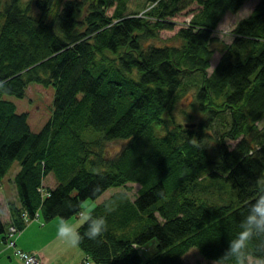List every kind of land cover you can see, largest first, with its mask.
<instances>
[{
	"label": "trees",
	"instance_id": "1",
	"mask_svg": "<svg viewBox=\"0 0 264 264\" xmlns=\"http://www.w3.org/2000/svg\"><path fill=\"white\" fill-rule=\"evenodd\" d=\"M245 2L35 0L33 15L22 0H0V182L14 162L20 167L11 227L21 232L37 213L66 222L113 190L76 230L85 264H184L191 249L209 263L264 264V233L248 223L264 199V0L235 24L208 74L213 33ZM181 15L190 19L173 37L178 45H152ZM30 84L55 89L37 134L6 99H23ZM192 89L201 120L168 131L164 112ZM88 132L100 137L85 140ZM111 142L127 145L108 157ZM129 185L140 187L133 199ZM100 219L106 231L91 240ZM7 229L0 210L4 241ZM249 232L234 257L231 244Z\"/></svg>",
	"mask_w": 264,
	"mask_h": 264
},
{
	"label": "rangeland",
	"instance_id": "2",
	"mask_svg": "<svg viewBox=\"0 0 264 264\" xmlns=\"http://www.w3.org/2000/svg\"><path fill=\"white\" fill-rule=\"evenodd\" d=\"M35 0H22V3L24 6H27L29 4L31 6V13L33 15L37 14V11L34 6ZM259 0H246V2L243 4L241 9L236 14H227L226 18L222 19L220 22L218 29L213 33L214 41L211 44V49L214 51V55L210 61V68L208 70V74L212 72L216 64L218 63L221 54L220 50L223 49V47L230 45L233 42V37L230 35L231 31L233 30V27L238 21L244 20L248 18L251 13L253 12L256 4ZM190 19V16L187 17L185 15L178 16L177 18L173 19V22L175 23V27L173 31H161L159 32V37L157 40L151 42L152 45L155 46H166V45H178L173 40L174 35L177 33V31ZM194 92L195 90H190L189 93H187L186 97H182L171 109L166 110L163 115V119L168 121L167 130H172L176 126H184V125H196L199 120H201V117L199 113L196 110H193L191 104H193V98H194ZM54 94L55 89L52 85L49 86H43L40 84H30L25 91V96L23 99H16L13 97H6L7 100L11 101L15 107L16 112L18 114H26L28 116V125L30 128V131L34 134H37L41 131L45 123L51 118L52 111H53V102H54ZM184 96V95H183ZM264 124V117L262 118L261 122L258 123V128L261 129ZM166 133L165 130H158L156 134L158 136H162ZM85 140H91L99 138V134L88 132L84 135ZM235 142H229L228 146L232 149L235 146ZM127 145V142H111L106 144L105 150H106V156L108 157H114L116 156L121 149H123ZM19 164L18 162H14L11 166L10 170L6 174V176L3 178V180L0 183V187H2L3 190L8 191L9 193L12 192L13 189V177L16 175V173L19 171ZM50 177L45 179V184L47 186L50 185ZM204 180V179H203ZM202 180V181H203ZM201 185H205L206 182H202ZM261 183H264V175L261 178ZM130 192L129 196L133 199L140 187L138 185H129ZM213 191V190H208ZM114 193L113 190H108L106 193H104L99 199L96 201H87L82 206V212L81 215L77 218H73V222H79V225L83 223L87 219L88 213L102 200L108 199L112 194ZM203 196V195H202ZM1 201V200H0ZM1 207V206H0ZM38 221H35L37 223ZM41 225V224H40ZM44 225V224H43ZM72 247L67 252L68 259L74 258L76 252H81L76 245H73L71 243ZM156 240H152L148 242L142 252L143 259L149 260L151 259L155 252H156ZM18 259V258H17ZM85 259V258H84ZM184 264H217V263H209L205 260H203L199 254L197 253L196 249H191L188 254H186L183 258ZM60 262H65L64 259H62ZM21 263V262H20ZM88 264H91L90 262H87ZM85 264V262L83 263ZM93 264V263H92ZM247 264H260L259 262L253 261L252 259H248Z\"/></svg>",
	"mask_w": 264,
	"mask_h": 264
},
{
	"label": "crops",
	"instance_id": "3",
	"mask_svg": "<svg viewBox=\"0 0 264 264\" xmlns=\"http://www.w3.org/2000/svg\"><path fill=\"white\" fill-rule=\"evenodd\" d=\"M224 18H226V16ZM55 183L52 177L50 179V187L47 186L46 188L54 187ZM0 200L2 222L5 225V229H7L13 223L8 204L19 205L14 185L11 193L0 187ZM102 201H100V203ZM35 221L38 222L35 223ZM60 222V220L55 219L49 223H45L39 213L38 219L29 222L25 228L14 237L15 247L23 252L35 255L43 264H83L85 259L81 252H76L74 258L68 259V257H66L72 245L69 237L60 236L58 234L57 229L61 226ZM62 224L64 227L76 233L77 228L82 223L79 225V222H73V219H70L66 222H62ZM62 259L67 263L60 262ZM0 264H21L14 255V249L6 246L4 235L0 236Z\"/></svg>",
	"mask_w": 264,
	"mask_h": 264
},
{
	"label": "clouds",
	"instance_id": "4",
	"mask_svg": "<svg viewBox=\"0 0 264 264\" xmlns=\"http://www.w3.org/2000/svg\"><path fill=\"white\" fill-rule=\"evenodd\" d=\"M63 218L61 219V226L57 229L60 236L70 238V242L73 245L80 243V236L74 233L71 229L64 227L62 224ZM248 223L253 226L258 232L264 233V199H259L254 206V214L249 217ZM106 231V224L103 219L93 222L89 228V239L95 240L98 236H101ZM251 232L244 234L242 239L234 241L230 246V253L239 258L241 251L245 249L246 242L249 240Z\"/></svg>",
	"mask_w": 264,
	"mask_h": 264
},
{
	"label": "built area",
	"instance_id": "5",
	"mask_svg": "<svg viewBox=\"0 0 264 264\" xmlns=\"http://www.w3.org/2000/svg\"><path fill=\"white\" fill-rule=\"evenodd\" d=\"M42 197H48L49 194L45 191L39 190ZM38 213L35 214L34 220L38 219ZM24 223H28V216L26 213L23 214ZM19 233V231L14 227H9L5 235V244L9 248L14 249V255L18 258L21 264H43L35 255L23 252L15 247L14 237Z\"/></svg>",
	"mask_w": 264,
	"mask_h": 264
},
{
	"label": "water",
	"instance_id": "6",
	"mask_svg": "<svg viewBox=\"0 0 264 264\" xmlns=\"http://www.w3.org/2000/svg\"><path fill=\"white\" fill-rule=\"evenodd\" d=\"M184 128H194V125H184Z\"/></svg>",
	"mask_w": 264,
	"mask_h": 264
},
{
	"label": "bare ground",
	"instance_id": "7",
	"mask_svg": "<svg viewBox=\"0 0 264 264\" xmlns=\"http://www.w3.org/2000/svg\"><path fill=\"white\" fill-rule=\"evenodd\" d=\"M187 22H188V21H187ZM187 22H186V23H187Z\"/></svg>",
	"mask_w": 264,
	"mask_h": 264
}]
</instances>
